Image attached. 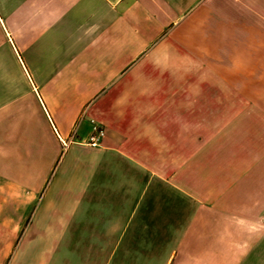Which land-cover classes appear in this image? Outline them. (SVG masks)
Instances as JSON below:
<instances>
[{"label": "crops", "instance_id": "1", "mask_svg": "<svg viewBox=\"0 0 264 264\" xmlns=\"http://www.w3.org/2000/svg\"><path fill=\"white\" fill-rule=\"evenodd\" d=\"M250 3L0 0V264H264Z\"/></svg>", "mask_w": 264, "mask_h": 264}, {"label": "rangeland", "instance_id": "2", "mask_svg": "<svg viewBox=\"0 0 264 264\" xmlns=\"http://www.w3.org/2000/svg\"><path fill=\"white\" fill-rule=\"evenodd\" d=\"M249 4V3H248ZM240 9L243 11H240ZM247 14V15H245ZM237 62L239 89L253 94L254 116L264 112V0H253L247 8H239ZM247 86L241 87V84ZM262 112V113H263Z\"/></svg>", "mask_w": 264, "mask_h": 264}, {"label": "built area", "instance_id": "3", "mask_svg": "<svg viewBox=\"0 0 264 264\" xmlns=\"http://www.w3.org/2000/svg\"><path fill=\"white\" fill-rule=\"evenodd\" d=\"M92 125H93V132L91 136L88 138L86 144L91 147H98L100 146L103 138L105 137V130L100 124H98L94 120L92 121ZM64 144L65 146H68L67 144H69V142Z\"/></svg>", "mask_w": 264, "mask_h": 264}]
</instances>
